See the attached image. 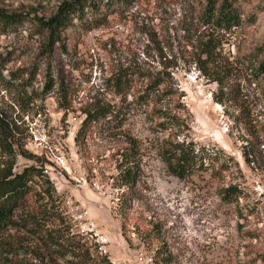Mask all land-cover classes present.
I'll use <instances>...</instances> for the list:
<instances>
[{
    "label": "rangeland",
    "instance_id": "rangeland-1",
    "mask_svg": "<svg viewBox=\"0 0 264 264\" xmlns=\"http://www.w3.org/2000/svg\"><path fill=\"white\" fill-rule=\"evenodd\" d=\"M64 1L0 7L49 18ZM100 2L102 24L75 21L52 53L32 22L0 32V113L19 142L14 171L43 168L74 231L113 264H264V0H233L239 23L230 28L214 24L208 0ZM128 72L136 76L126 90ZM160 76L165 118L145 95ZM95 106L111 110L110 121L78 143ZM164 145L205 149V168L171 175ZM131 146L133 190L121 179ZM227 188L239 196L224 200ZM14 235L13 263L38 264Z\"/></svg>",
    "mask_w": 264,
    "mask_h": 264
},
{
    "label": "trees",
    "instance_id": "trees-1",
    "mask_svg": "<svg viewBox=\"0 0 264 264\" xmlns=\"http://www.w3.org/2000/svg\"><path fill=\"white\" fill-rule=\"evenodd\" d=\"M122 1L129 3L135 0ZM210 2L216 8L210 14L215 25L230 28L239 23L238 14L233 9V0H208ZM101 5L100 0L64 1L49 18L0 7V32L14 31L26 22H32L41 34L46 35L45 50L52 53L56 45L63 42L65 32L75 25V21L82 27L89 25L87 28L102 24L103 21L96 14ZM87 8L91 10V19L87 17ZM204 48L208 58H211V46ZM257 70L264 71V61ZM135 76L134 72L126 73V90L133 85ZM16 80L20 78L17 76ZM163 80L164 77L160 76L150 82L145 91V95H152L151 98L156 100L157 107L160 105V118L168 114L163 104L169 92H159ZM52 84L50 80V88ZM115 85L122 89L123 79H116ZM112 113L98 106L86 111L87 117L77 133L76 141L83 143L95 129L110 121ZM15 133L11 122L0 113V264H33L26 259L13 263L10 257L15 255L16 250L11 241L14 233L23 236L21 247L25 242L26 251L31 253L38 264H113L98 243L91 241L88 235L74 231L72 220L60 197L50 186L43 168L29 166L21 172L14 171L16 148L19 147ZM132 146L126 151L121 163L124 174L121 179L129 190H133L137 179L135 167L131 163L134 155ZM161 150L162 161L171 175L179 179H186L205 168V149L198 150L192 145H164ZM223 193L222 197L228 201L240 194L236 188L224 189Z\"/></svg>",
    "mask_w": 264,
    "mask_h": 264
},
{
    "label": "built area",
    "instance_id": "built-area-1",
    "mask_svg": "<svg viewBox=\"0 0 264 264\" xmlns=\"http://www.w3.org/2000/svg\"><path fill=\"white\" fill-rule=\"evenodd\" d=\"M45 172V171H44ZM62 178H64V179H66V173H62L61 175H60Z\"/></svg>",
    "mask_w": 264,
    "mask_h": 264
}]
</instances>
